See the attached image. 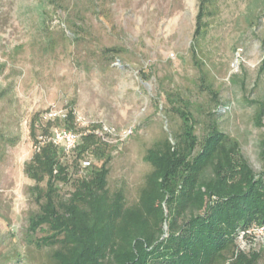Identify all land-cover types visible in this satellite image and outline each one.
<instances>
[{"label":"rangeland","instance_id":"1","mask_svg":"<svg viewBox=\"0 0 264 264\" xmlns=\"http://www.w3.org/2000/svg\"><path fill=\"white\" fill-rule=\"evenodd\" d=\"M208 1L212 15L194 42L198 0H0V264H53L52 248L34 242L46 230L27 232L37 205L23 163L35 112L72 102L81 127H132L108 164V187L128 204L150 170L145 150L180 130L170 94L189 102L199 138L215 122L255 173L264 169V111L255 117L264 107V0ZM112 47L119 53L104 51ZM255 234L237 245L260 250L264 264V230Z\"/></svg>","mask_w":264,"mask_h":264},{"label":"trees","instance_id":"2","mask_svg":"<svg viewBox=\"0 0 264 264\" xmlns=\"http://www.w3.org/2000/svg\"><path fill=\"white\" fill-rule=\"evenodd\" d=\"M208 2L198 0L194 42L212 15ZM104 51L119 53L115 47ZM170 96L180 130L145 150L150 170L132 204L121 189L108 187L114 145L87 131L99 124L79 126L72 102L63 118L31 116L34 148L23 173L33 181L28 189L37 210L27 232L46 230L34 242L52 248L53 264H257L260 250L239 249L237 238L264 224V169L255 173L237 140L215 122L199 138L189 102L180 106L181 98ZM263 111L259 107L256 119ZM54 126L80 133L72 150L48 139ZM262 147L264 157V140Z\"/></svg>","mask_w":264,"mask_h":264},{"label":"built area","instance_id":"3","mask_svg":"<svg viewBox=\"0 0 264 264\" xmlns=\"http://www.w3.org/2000/svg\"><path fill=\"white\" fill-rule=\"evenodd\" d=\"M64 116L65 109L56 110L53 108H49L48 110L41 113V118L44 121L54 120L56 118H63ZM87 131L98 134L104 142L115 146L123 142L127 137H129L133 133V128L126 127L119 130L110 125L100 123L98 127L92 130L87 129ZM79 135V132L54 126L51 128V134L49 135L48 139L52 141L55 145L62 146L64 150L68 152L74 148L75 144L78 141ZM82 164L83 166H86L89 164V161H83ZM263 230L264 224L260 226H253L252 228H249L246 231H242L239 234V237L246 238L245 234H248V237L251 238V240H254V237L257 236L255 234L256 231H259V234H261Z\"/></svg>","mask_w":264,"mask_h":264}]
</instances>
